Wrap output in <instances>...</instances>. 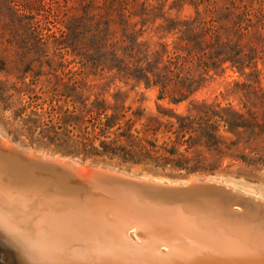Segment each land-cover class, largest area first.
Returning a JSON list of instances; mask_svg holds the SVG:
<instances>
[{"label": "trees", "instance_id": "obj_1", "mask_svg": "<svg viewBox=\"0 0 264 264\" xmlns=\"http://www.w3.org/2000/svg\"><path fill=\"white\" fill-rule=\"evenodd\" d=\"M4 2L10 19L0 28V40L13 42L16 26L23 28L34 21L46 29L51 23L55 30L49 36L59 45L91 60L101 71L112 72L113 79L157 88L158 98L167 97L175 104L189 100L211 69L222 68L226 63L241 71L255 68L259 53H264V0H202L204 12L184 20L165 16V0ZM192 2L196 7L200 4L199 0ZM158 19L161 22L156 25ZM145 31L157 34L158 39L167 34L175 36L170 43L158 42L151 51L145 42L137 41ZM51 92L52 100L64 97L70 101L67 120H97L100 134L106 138L100 141L101 147L112 154L163 168L171 165L186 172L205 166L214 169L225 156L248 166L264 164L259 144L264 123H259L253 112L245 115L230 109L219 111L215 105L190 100L192 107L184 113L160 109L163 120L157 116L147 118L144 134H140L131 132V117L125 124L120 122L124 107L118 94L109 106L98 96L88 102L73 90L63 94L54 88ZM220 125L237 141L227 142L219 133ZM114 126L116 129L110 132ZM159 132L164 136L160 143L148 136ZM240 140L254 145L253 157L229 153Z\"/></svg>", "mask_w": 264, "mask_h": 264}, {"label": "rangeland", "instance_id": "obj_2", "mask_svg": "<svg viewBox=\"0 0 264 264\" xmlns=\"http://www.w3.org/2000/svg\"><path fill=\"white\" fill-rule=\"evenodd\" d=\"M199 1L196 7L192 0H165L163 11L167 17L189 19L196 12H204L205 4ZM9 19L5 2L0 0V28ZM160 22L161 19H158L155 24ZM41 24H45L43 18ZM54 30L51 23L44 29L33 21L30 26L14 28L17 36L13 42L0 40V136L8 143L38 152L44 157L68 159L85 169L103 168L133 177L168 182L212 178L264 200V164L248 166L225 156L214 169L205 166L194 172H186L171 165L163 168L155 163L134 161L120 153L103 150L100 141L106 138L100 134L96 119L71 122L66 119V113L71 108L70 101L64 97L51 99V90L56 88L63 94L73 90L87 98L88 102L98 96L111 106L118 94L119 102L124 107V117L120 122L125 124V120L131 117V132L139 131L140 134H144L147 118L157 116L163 120L160 109L184 113L192 107L190 100L215 105L219 111L230 109L245 115L253 112L258 122L264 123V53H259L255 68L241 71L226 63L222 68L211 69L189 100L175 104L167 97L158 98L155 87L146 88L143 83L133 80L111 78L112 72L101 71L100 66L91 60L56 43L49 36ZM174 36L167 34L158 39L157 34L145 31L137 41L145 42L152 51L158 42L170 43ZM219 128V133L227 142L237 141V137L227 132L226 127L220 125ZM115 129L114 126L109 131ZM110 132L106 135L111 136ZM148 136L157 138L158 143L164 138L160 132L155 135L149 133ZM259 144L261 152H264V136ZM253 147L250 142L240 140L229 153L253 157Z\"/></svg>", "mask_w": 264, "mask_h": 264}, {"label": "bare ground", "instance_id": "obj_3", "mask_svg": "<svg viewBox=\"0 0 264 264\" xmlns=\"http://www.w3.org/2000/svg\"><path fill=\"white\" fill-rule=\"evenodd\" d=\"M0 142L3 146L12 144L2 136ZM27 153L36 155L29 150ZM3 161H0V255L7 254L10 264H264V200L226 182L213 180L224 190L229 188L232 195L236 192L244 197L245 216L231 213L230 210H240L236 205L241 198L229 193L226 195L231 196L230 204H219L213 201L215 198L195 203L190 195H185L181 202L172 198L168 203L152 194L122 190L117 201L125 202L126 206L113 215V220H119L112 222L117 228L111 229L108 223L96 225L88 219V224L84 223L86 228L89 225L85 232L77 221L83 209L87 215L85 205L96 212L100 211L98 202L109 199L84 192L75 183L64 184L66 179L54 167L36 168L18 160L11 161L18 167L12 171ZM77 167L87 174V168L79 164ZM35 170L43 173L35 174ZM89 185L102 191L100 184ZM110 190L114 188L107 191ZM84 197H89L87 202ZM166 205L171 206L164 211ZM150 219L172 221L175 231L166 227L157 233V227L148 226ZM140 223L147 226L144 232L140 231L144 239L135 235ZM154 233L153 242L149 241ZM161 236L164 239L159 241ZM146 242L140 253L131 247L132 243Z\"/></svg>", "mask_w": 264, "mask_h": 264}, {"label": "water", "instance_id": "obj_4", "mask_svg": "<svg viewBox=\"0 0 264 264\" xmlns=\"http://www.w3.org/2000/svg\"><path fill=\"white\" fill-rule=\"evenodd\" d=\"M27 152L28 150L20 148L16 145L10 144L8 146H3V144L0 142V161L1 159L4 160L3 162H5L9 170L11 169L13 171V169L14 170L18 169L17 164L11 162V161L16 162L18 160L21 161V163L23 164L26 163L28 165H33V167H36V168L54 167L55 169H57L58 173L62 176V178L66 179L65 180L66 182L64 184L66 183L74 184L75 183L79 187H81L84 192H93L95 197L102 195L105 197V199L110 200V201L103 200L101 202H98V205L100 206V211H96V212L91 211V209L88 207V204L85 205L87 208V211H86L87 215L86 213H84V209H83V215L79 216L78 219L76 218L77 221H79L78 227L81 228L82 226H84L83 228H85L84 229L85 232H87L88 230L87 228L89 227V225L86 228V224L84 223L88 224V221H90V223L95 222L96 225H98L99 223L100 225L101 224L107 225L108 223L111 225L110 226L111 229L117 228V227L115 228L113 227L114 224L112 222L114 221L115 223H117L119 220L118 221L113 220L114 219L113 215L117 214L118 213L117 211H120L122 206H126L125 202L117 201L120 198L119 193H121L122 190H126V191L136 190L139 193L142 192L145 194H152L155 197H159V198L161 197L164 200H168V203L172 202L171 200L172 198L177 199L178 202H181V200L183 199L185 195H190V199H192L193 202L195 203L208 202L210 201L211 198H215V200L213 201H216L219 204H224V203L230 204L228 198H230L231 196L229 197L226 194L228 193L231 194L232 193L231 190L229 188L224 190L220 185L216 184V182L211 180L212 178H190L186 181H170L173 184H167L166 182L168 181H164L162 179L161 180L165 183H158L155 181H151L150 179L141 180L139 178H132L122 173H113L112 171H108L103 168L97 169L94 167H88V172L86 175H84L80 171H78L77 169L78 163L76 162L70 161L68 159H61L57 156H54L51 158H48V157L43 158V155L38 152H33V154H36V155L30 156L28 155ZM33 173L38 174V173H43V172H40L39 170L38 171L35 170L33 171ZM39 175L42 176L44 174H39ZM94 183L95 185H98V186L100 184V188L103 186L102 191L93 190L89 184H94ZM112 187L114 188V190L107 191L108 188H112ZM115 190H118V191L115 193ZM98 193L100 194L98 195ZM233 195L235 197L241 198L239 200L240 203L236 205L238 208H240V210L238 211L230 210L231 213H233L234 216H238V215L245 216L244 214L245 202L242 201L244 200V197L241 194H237L236 192L235 193L233 192ZM88 198L84 197L83 200L87 202ZM247 199H248L247 201L249 200L252 201L251 198H247ZM96 201L97 200H95V203ZM170 206L166 205V208H164V211H167ZM132 209H135V208L133 207ZM159 220L158 221L153 220V219L148 220L149 222L148 226L150 228L157 227V230H156L157 233L161 229L166 228V227H168L170 231H173V230L175 231V227L173 226L174 223L172 221H166L165 219H162V220L159 219ZM129 222H127L126 224H128ZM145 227L147 226L146 225L144 226L143 223H140V226L136 228L135 230V235L141 239H144L145 237L141 235L140 231L144 232ZM131 231L132 230H130V232ZM111 234L112 233L110 232L109 236ZM155 237L156 236L154 233V235L148 240L153 242ZM158 239L159 241H161V239H164V236H161ZM145 244H147V242L142 243L140 245H136L135 243H132L131 247L135 248L136 251L140 253L141 251H143L142 247ZM149 245H152V244L149 243ZM103 246H106V244H104ZM8 258L9 256L7 254L0 255V264H10V261H8ZM51 264H54V263H51Z\"/></svg>", "mask_w": 264, "mask_h": 264}]
</instances>
